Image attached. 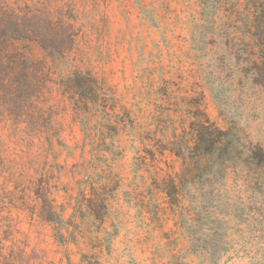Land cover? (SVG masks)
<instances>
[{
  "label": "rangeland",
  "instance_id": "rangeland-1",
  "mask_svg": "<svg viewBox=\"0 0 264 264\" xmlns=\"http://www.w3.org/2000/svg\"><path fill=\"white\" fill-rule=\"evenodd\" d=\"M245 3L0 0L77 32L63 58L30 45L53 127L0 117V264H264V174L201 187L175 153L198 122L264 148V86L231 56Z\"/></svg>",
  "mask_w": 264,
  "mask_h": 264
},
{
  "label": "trees",
  "instance_id": "trees-1",
  "mask_svg": "<svg viewBox=\"0 0 264 264\" xmlns=\"http://www.w3.org/2000/svg\"><path fill=\"white\" fill-rule=\"evenodd\" d=\"M244 10L245 18L236 27L243 48L235 50L231 56L244 63L241 66L244 75L254 84L264 86V0H246ZM204 17L207 20L210 15L204 14ZM211 33L218 36L216 29ZM76 36L73 26L62 18L55 19L41 10L0 4L1 118L12 119L16 124L25 122L40 133L53 127L50 123L52 112L47 113L39 101L47 88L48 75L42 62L31 58L30 45L39 43L48 56L58 59L72 49ZM77 77L82 76L77 74L74 79ZM67 89H73V85ZM235 128L236 124L223 130L214 123L198 122L194 128V145H186L187 154L175 150L178 156L193 164V179L199 186L224 182L229 170L239 162L256 168L260 175L264 174V148L252 142L242 144ZM177 201L178 198H172L173 203Z\"/></svg>",
  "mask_w": 264,
  "mask_h": 264
}]
</instances>
